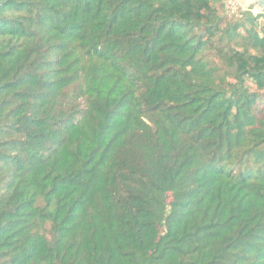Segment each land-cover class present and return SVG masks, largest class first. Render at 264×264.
I'll return each instance as SVG.
<instances>
[{"label": "trees", "instance_id": "obj_1", "mask_svg": "<svg viewBox=\"0 0 264 264\" xmlns=\"http://www.w3.org/2000/svg\"><path fill=\"white\" fill-rule=\"evenodd\" d=\"M223 1L0 0V264H264V14Z\"/></svg>", "mask_w": 264, "mask_h": 264}, {"label": "rangeland", "instance_id": "obj_2", "mask_svg": "<svg viewBox=\"0 0 264 264\" xmlns=\"http://www.w3.org/2000/svg\"><path fill=\"white\" fill-rule=\"evenodd\" d=\"M223 4L225 9L227 10V18L230 20L231 14L235 11L239 10H252L254 14H260L254 6L252 7L251 4L247 2V0H224ZM253 91L256 90V87L252 85Z\"/></svg>", "mask_w": 264, "mask_h": 264}, {"label": "crops", "instance_id": "obj_3", "mask_svg": "<svg viewBox=\"0 0 264 264\" xmlns=\"http://www.w3.org/2000/svg\"><path fill=\"white\" fill-rule=\"evenodd\" d=\"M259 1H260V0H247V2H248L249 4H251L252 7L254 6V8H255L259 13H264V10H263L259 5H257V3H258Z\"/></svg>", "mask_w": 264, "mask_h": 264}, {"label": "water", "instance_id": "obj_4", "mask_svg": "<svg viewBox=\"0 0 264 264\" xmlns=\"http://www.w3.org/2000/svg\"><path fill=\"white\" fill-rule=\"evenodd\" d=\"M259 2L261 3V4H259V6L264 10V4H263L264 0H260ZM262 14H264V13H262Z\"/></svg>", "mask_w": 264, "mask_h": 264}, {"label": "flooded vegetation", "instance_id": "obj_5", "mask_svg": "<svg viewBox=\"0 0 264 264\" xmlns=\"http://www.w3.org/2000/svg\"><path fill=\"white\" fill-rule=\"evenodd\" d=\"M261 4L260 2L257 3V5ZM264 4V3H263Z\"/></svg>", "mask_w": 264, "mask_h": 264}]
</instances>
